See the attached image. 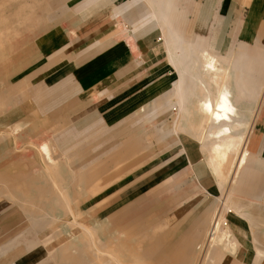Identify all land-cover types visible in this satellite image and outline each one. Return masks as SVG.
Wrapping results in <instances>:
<instances>
[{"label": "crops", "instance_id": "obj_1", "mask_svg": "<svg viewBox=\"0 0 264 264\" xmlns=\"http://www.w3.org/2000/svg\"><path fill=\"white\" fill-rule=\"evenodd\" d=\"M173 1L180 13L184 8L187 10V15L182 11L186 28L181 29V23L178 26V43L182 44L179 46H201L197 41L189 42L187 36L202 38L209 51H226L231 56V63L244 73L240 83L254 84L243 98L254 93L250 97L255 104L245 141L247 160L235 184L239 186L251 158L264 164V71L260 70L264 64L257 65L264 63V0ZM157 2H51L61 4L64 9L42 33L35 35L46 38L33 45L32 55L23 64L31 65L29 70L13 82L17 87L13 101L21 111L15 122L19 129L11 143L7 133L9 120L14 116L3 104L4 91L0 87V264H89L99 256L115 264H137L133 260L138 259L186 264V245L200 243V246L205 236L208 239L206 232L214 216L213 197L218 185L195 138L184 131L177 132L176 142L186 163L162 176L164 181L171 178L176 186L168 188L164 184L161 190L165 199L162 198L160 206L148 200L139 202L138 195L142 193L127 178L131 174L128 166L135 154L134 147L138 153L143 147L137 138L147 142L138 119L146 114L153 100L170 88L157 93L150 89L162 75H154V70L167 62V26L164 13L158 15L157 7H153ZM159 5L163 7V3ZM155 130L167 133L160 140L166 142L160 146L167 147L168 132L174 129ZM21 132L22 138L18 136ZM26 137L35 142L46 141L60 156L61 181L52 171L51 175L40 171L42 166L37 165L42 164L40 158L12 150L16 138L18 143H24L21 139ZM69 162L81 164L76 173L69 169ZM81 172L87 178L98 177L103 182L116 176L118 182L123 181L111 189L103 187L101 195L91 204L78 208L66 202L57 204L59 193L49 182L56 180L58 190L65 194L82 192L80 183L73 187ZM234 191L237 192L236 187ZM85 193H81V198ZM169 195L176 196L175 203H168ZM10 196L16 197V202L10 203ZM42 198H49V203H42ZM114 200L117 203L111 202ZM243 206L244 203L240 207ZM72 212H85L84 219L70 220L66 213ZM252 212L246 216L247 226L237 218H228L232 231L224 219L236 251L215 249L212 264H229L242 245L243 264H264V240L254 241L259 236L255 229L260 224L251 225ZM75 228L81 232L80 236ZM60 232L66 240L53 244L51 240ZM254 242L262 244V248L250 246ZM247 244L250 249H246ZM196 246L192 249L202 247ZM192 259L190 256L189 260Z\"/></svg>", "mask_w": 264, "mask_h": 264}, {"label": "rangeland", "instance_id": "obj_2", "mask_svg": "<svg viewBox=\"0 0 264 264\" xmlns=\"http://www.w3.org/2000/svg\"><path fill=\"white\" fill-rule=\"evenodd\" d=\"M53 1L54 0H0V87H3L2 91H4V94L2 93L3 98H1L3 100V104L5 105V107H7L9 114H12L14 116L9 120V128H8V133H7V138L10 141V143L12 140V136H15V134L17 133V131L19 129L18 126L15 125L16 124L15 122L17 120V114L19 113V111H21L19 109V107L15 105V103L13 101V96H14L15 92L17 91L16 90L17 87L14 86L13 82L16 81L19 77L23 76L24 73H26L29 70L28 67H30L31 65L30 66L27 65L24 68L23 64L32 55L33 45H35V44L38 45L41 41L45 40V38H46V37L45 38H43V37L39 38V37H36L35 35L42 33L49 26V24L54 22V20L56 18L55 16L58 13L62 12L64 9V7L61 6V4H59V3L52 4L51 2H53ZM59 1H62V0H59ZM5 3H7V4H5ZM29 5H30V7H29ZM34 5L36 6V8ZM25 6H26V8L27 7L28 8L27 9L24 8ZM20 8H22V9H20ZM18 10H21L22 12L18 11ZM24 10H27V11H24ZM156 12L158 15H162L164 13L162 5L157 4ZM10 13H11V15H10ZM15 15H16V17H15ZM187 38H189V42L192 41V42L196 43V41H197L200 43V45H202V48L207 49V47L205 46L204 40L202 38L198 39V36L196 38H194L193 36H190V35L187 36ZM183 46L184 47H182V48H187L188 50L189 49L193 50L194 48H196V47H193L190 45H184V44H183ZM24 47L26 49H22ZM235 49L238 50L239 47L236 46ZM233 53H234V51H233ZM169 56H170V54L168 53V49H167V54L165 57L167 62L164 63V65H162L161 67H158L157 69L154 70V75H158L160 73H162V75H161V77L157 78L153 82L150 89L154 90V92L157 93L160 90H163V89H166L169 87L170 88L167 91V93H165V94L157 97L155 100H153V102L151 104H149V106L147 107L148 110L146 111V114L138 119L139 128L143 127L142 129H144L143 131L140 129L139 130L143 133L142 135H144V138L146 137V141L148 143L146 142L147 143L146 144V143L142 142L140 140V137L137 138V141L139 140V142H141L140 146H143L141 153H145V157H146V155L149 156V154H150L149 150H152V147L154 145L157 147H161L160 143L162 142L164 144V142H165V141L160 142V140H162L161 139L162 136L166 135L167 133L161 132V131H156L155 129L156 128H163V129H166V128L172 129L173 128L174 129L173 132H168V138H167V144L168 145L167 146L169 148H167V149H168L169 155H170L168 158H170V161L172 163H171L169 170H168V168H169L168 164L167 165L165 164L164 168H165L166 174L169 171H170L169 173L175 171L183 163L184 164L186 163V160H185V157L182 153V150H181L178 142H176V134L178 131H184L180 106H183V104L185 102L189 103L192 101V99H189V97L184 99L183 93L181 91H179V89H178V72L176 70V67L177 66L179 67L181 65V63H185V61L184 60L180 61L179 58L173 59L175 66H176L175 67L174 64L171 63ZM229 58H231V56ZM178 59H179V61H178ZM255 60H256V62H258L257 57L254 58V61ZM258 64L261 65L264 63L258 62L257 65ZM235 68H236V66H235ZM237 69L241 70L240 67ZM260 70L262 72L264 71L263 68H261ZM170 71H172V73H169ZM173 77H174V80H173ZM172 80H173V83L171 85ZM18 82H16V83H18ZM22 85L23 84H21V86ZM253 85L254 84H250L249 86H244V87L243 86L240 87V85L239 86L236 85L235 88L238 90V91L236 90V92L239 93V95H240L239 91L242 90L240 96L245 97L246 96L245 94H247L249 92V89L252 90ZM245 87H247V88H245ZM239 88H241V90ZM9 89H10V91H9ZM0 91H1V89H0ZM7 91H8V93H7ZM250 95H254V93H252ZM250 95L247 96V98H248L247 100H245L246 98L244 99L246 102L243 100L242 104H241L242 108H246V110H248L249 116L246 117L245 115H242L240 118H237V121H239V122H244L245 120H248L247 124L249 127L246 129L247 133H248V130L250 128L253 106L255 104V100H252ZM165 107H168V109H165ZM162 111H163V113L161 114ZM0 123H2V122H0ZM192 124L198 125L199 123L194 121V123H192ZM235 134H236V139H237V144H238V145H236V148H235V150H236L235 154L237 155V157H240V155L242 154V151L244 149V141L246 140L247 135L245 136V139L243 141H241L239 136L242 133L239 134V131H236ZM0 135H2V132H0ZM20 135H21V137H20ZM22 135H23V132L18 134V136L20 138H22ZM0 138H1V136H0ZM21 140H25L24 143L23 142L18 143L19 141L17 140V138L14 140L12 150H14L15 153H24V155L33 157L35 159L37 157L40 158V156H39L40 154L38 152L39 145L41 142L47 143L46 141H44V140L38 141L37 140L35 142L32 140H28L27 137L24 139H21ZM240 141L242 142V144H240ZM239 144H240V146H239ZM161 149H162V147H161ZM209 149H210V146L207 147V150H209ZM202 151H203V155L206 156L207 152L204 151V149ZM159 152L161 153V151L158 150L157 152H155V154L158 155L159 158L160 157L162 158L163 156H161V154ZM11 154L14 155V153H11ZM52 156L56 161L55 164H53L51 166L53 168V173L54 174L56 173L54 176H55V178H57V180L60 178V181H61L60 169L58 167H59L62 159H60L59 158L60 156L56 155L55 152H53V151H52ZM133 158H136V156H134ZM205 160H206V157H205ZM170 161H169V163H170ZM43 163H46V162L42 161V164ZM42 164H37L38 166L39 165L42 166L40 168V171L48 172V170H46L44 164L43 165ZM68 164H69L68 165L69 169L71 168L73 173H76L78 167L81 165L80 163L72 164L71 162H69ZM116 165L120 166L121 164H116ZM37 171H38V169H37ZM117 171H116V173L118 174ZM232 172H233V169L231 168V170L229 172H226L225 176L230 177ZM263 172H264V164L261 163L256 158H251L249 163L246 164L245 173L243 175V178L241 179V183L239 184V186H238V184L235 185L237 192H235V191L230 192V189H231L230 187L232 186L230 181L227 182L225 188H221L217 182V185H218L217 188L218 189L216 190L215 197H213L215 211L213 214L214 216H212V217L215 218V216H219V219H225L226 224L231 231H232V227L229 224L228 218H237V220H239L242 225L247 226L246 218L248 217V212H250L252 210L254 211V212L250 213V215L253 217V219L255 221L252 219L250 221L252 222L251 225L254 224L255 226H257L258 224H260V226L258 225L255 229L258 232L257 234L259 235V236H255V238H254V241L255 242L257 241V243L260 241L259 239L264 240V228L262 227L264 225V221H263L264 220V195H262L263 189H264V174H262ZM166 174H164V176ZM94 175H95V172H94ZM74 176H75V174H74ZM77 177L90 179V177L87 178L85 175L83 176L82 172L78 173ZM129 177H131V176H129ZM78 178H77L76 182H78ZM108 179H112V178H108ZM108 179H106L105 181H107ZM159 179L153 178V180H151L152 183L146 184L145 185L146 187H144V185H140V186L138 185V189L136 188V185H134V187L137 189V191L142 193V196L138 195V201L139 202H146L148 200L149 203H153L154 205L156 204V205L160 206L162 198H164V196L162 195L163 192L161 190L162 187L164 186V184H165V186H168V188H173L176 185H175V181L171 180V178H169L168 180L165 179V181H164V179L162 180V177ZM109 181H111V183H112V180H109ZM30 182H33V181L31 180ZM52 182H53V189L57 188L56 189L57 192L59 193V195H61V196L58 195L57 197L62 201H59V203H58L57 198L55 200L57 202V204H61L63 202L69 203L70 201L72 202V196H77L80 193V190H77L76 192H73L72 194L71 193L65 194V192L62 193L61 191H63V190H61V191L58 190L59 189L58 188V186H59L58 182L56 180L55 181L51 180L49 183H52ZM76 182L74 183L73 187H76L75 186L77 184ZM55 184H57V185H55ZM102 184H104V183H102ZM130 184H131V186H133L132 183H130ZM103 187H105V186L102 185L100 188L103 189ZM126 187H128V185H126ZM27 189L28 188H26L25 190H27ZM97 191L99 192V190H97V188L94 187V188L88 189L89 193L86 194L87 192L83 189L82 192L83 193L86 192V193H85V195L83 194L84 197H82V199H85L87 202L89 200L90 203H92L91 202L92 200L96 201L98 196L95 195V193ZM231 194H236V196H232ZM78 198H81V194H80V196H78ZM167 198H168V203H170V204L175 203L176 202L175 199L177 200L175 195H169ZM42 199H43V201H42ZM42 199H41L42 203H45V202L49 203L48 202L50 200L49 198H42ZM9 201H10V203L16 202V197L10 196ZM111 202L113 204L117 203L116 200L111 201ZM83 203H84V205L86 204V202H83ZM243 203H244V206L240 207L241 204H243ZM242 211L245 212V214L242 213ZM66 214L70 215V218H69L70 220L71 219L72 220H81V219H84L85 212H82V213L81 212H72V213H66ZM213 218L211 220V224L208 227V230H207L208 232H206L208 237H209V233L212 232L213 222L215 220ZM238 218H240V219H238ZM262 218H263V220H262ZM243 219L245 221H243ZM225 225L223 226L224 229H225ZM85 229H86V231L91 232V229H89L87 227H85ZM75 231H78V234H79L78 236L81 235V232L79 231L78 228H75ZM53 239L51 240V241H53V244H56V243L59 244V243L64 242L66 240L65 237L61 235V232H60V235L59 234L56 235V239L55 238H53ZM202 240H203V242L201 243L202 247H201V249H199L197 251L194 248L192 249V246L194 247L195 245H197L196 247H200L201 245L200 246L198 245L200 243H198V244L196 243L192 246L186 245V248H185L186 264H188V263H190V264H210V262L208 261V258L213 257V255L215 254L214 253L215 251H213V250H215V248L212 250L210 249V244H209L206 236ZM255 242L251 243L250 246L262 248V246L264 245V244L258 245ZM242 247H243V245L238 247L237 257L232 256V258H230L231 260L229 261V264H243L242 263L243 261L241 259V255H242V251H243ZM90 248H91V246H90ZM154 249H156L155 246H154ZM209 249H210V251H209ZM246 249H250L248 247V244L246 245ZM111 251H113L112 248H111ZM248 252H249V254L252 253V252L250 253V250ZM190 256L191 257L193 256L192 260H189ZM100 257L101 256H99V259H94L93 263H91L89 261L90 262L89 264H101L103 258L106 259L104 261L105 264H115L114 261H111V260L108 262L106 257H101V258ZM133 261L137 262V264H160V262L158 263V262L152 261V260L138 259V260H133ZM116 262L118 263V261H116ZM118 264H120V263H118ZM121 264H123V263H121ZM216 264H219V263H216Z\"/></svg>", "mask_w": 264, "mask_h": 264}, {"label": "bare ground", "instance_id": "obj_3", "mask_svg": "<svg viewBox=\"0 0 264 264\" xmlns=\"http://www.w3.org/2000/svg\"><path fill=\"white\" fill-rule=\"evenodd\" d=\"M157 1H158L157 2L158 5L163 3V7H164L163 18L165 20L164 23L167 26L166 43L169 49L170 56L172 57V60L179 58L180 61L183 60L185 61V63H181L179 67L178 66L176 67L173 60L174 66L176 67V70L178 72V89L183 93L184 99H186L187 97H189V99H192V101L189 103H186L184 101L185 103L183 104V106H180L182 120H183V128H184L183 130L185 131V133L195 138L197 142L200 143L199 144L201 146L200 148H202V150L204 149V151L207 152L205 157L207 164L209 166L208 168L210 169L213 176L216 178L219 186L221 188H225L227 182L230 181V183L233 184L230 187L231 188L230 192H232L235 190V184L237 182V178L247 160V150L245 147L246 140L244 141V149L240 157H237V155L235 154L236 151L235 148L236 145H238L235 132L239 131V134L242 133L239 136V138L241 139V141H243L245 139V136L247 135L246 129L249 127L247 124L248 120H245L244 122L237 121V118H240L242 115L248 117L249 114H248V110H246V108H242L241 106L242 101L244 100L243 99L244 97L240 96L242 92L241 88H239L241 90L239 91L240 92L239 95V93L236 92L237 89L235 87L236 85L238 86L240 85V87L248 86L247 85L248 82L245 81L247 84L239 82L242 79V77H244V73L241 72L242 70L237 69L239 68L237 67L238 65H235V63L233 62L231 63V58H229L230 56L228 57L226 51L224 53L211 52L206 48H202V45L194 48V50L192 51H183V49H181L183 46L182 47L179 46L182 44L178 43L179 36H177V34L179 32L178 31L179 23H181L180 24L181 29L186 28L187 22L185 21V18H183L184 16L183 12L187 15L186 8H184L182 10L183 12L181 11L180 13V11L178 10V5L174 3L173 0H157ZM157 4L154 5L153 3V7L156 8ZM24 8H26V6ZM181 39L183 40V37ZM22 49H26V48L24 47ZM247 99L248 98H246L245 100ZM194 121L198 122L199 124L193 125L192 123H194ZM241 141L240 144H242ZM208 146H210L209 150H207ZM167 148L169 147L163 146L161 149V147L153 146L152 150H149L150 151L149 156L146 155L145 157V153H141V151L140 153H138L137 152L138 149L134 147L133 152H135V154H133V156H136L137 162L135 163L134 161L135 158L132 159L131 163L129 164V170L131 171V175L129 176L131 177L128 176L127 178L128 180L129 179L133 180L134 178L133 181L131 180V183L133 185H136L137 189H138V185L139 186L144 185V187H146L145 186L146 184L152 183L151 180H153V178L159 179L162 177V175L166 174L164 168L165 164L166 165L168 164L169 166L168 170L170 169L172 162L170 161V158H168L170 155ZM158 150L161 151V153L160 152L159 153L161 154V156H163L162 158L160 157L161 159L159 157H156L155 152H157ZM38 152L40 154L39 156L41 158V161L46 162L43 164L46 170H48V172L51 175V171L53 173V168L51 166L55 164L56 161L52 156V150L50 149L48 143L41 142L39 145ZM231 168L233 169V172L230 175V177L225 176L226 172H229ZM116 178L118 177L116 176L115 178L110 179L112 180L111 183L109 179L103 182L102 180L98 179V177L97 179L90 178L91 180L89 178L86 179L80 177L78 178L77 184L79 183L81 184L83 189L87 192L86 194L90 192V191L88 192V189L94 187L97 188L99 192L97 191L98 193L96 192L95 195L99 197L102 193L100 191L101 190L100 187L102 185H104L105 186L104 188L106 189H111L123 181L122 180L118 182V179ZM81 193L83 192H81L80 190V193L77 196H72V202L71 201L69 202L72 205H74L76 208H78V205L85 206L91 204L89 200L87 202L85 199L78 198V196H80ZM59 201L62 200H60L57 197V202L59 203ZM83 202H86V204L84 205ZM91 202H94V200H92ZM104 202L102 204H104ZM213 219L215 220L213 222L212 232L209 233V237H208L210 249L211 250L214 248L216 250L223 249L224 251H228L229 253L235 252L236 246L235 243H233V241L231 240L230 232L226 227L225 229L223 227L225 224V220L219 219V216H215V218ZM40 235H44V234H40ZM91 236L93 237V235ZM51 237L53 238L52 235ZM47 244H49V242ZM65 259L68 258L66 257ZM208 261L211 264L213 262L211 257L208 258Z\"/></svg>", "mask_w": 264, "mask_h": 264}]
</instances>
